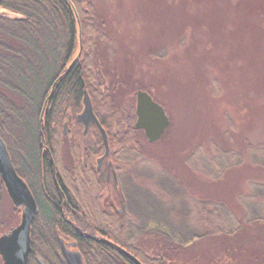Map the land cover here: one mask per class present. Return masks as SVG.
Returning <instances> with one entry per match:
<instances>
[{
    "label": "rangeland",
    "instance_id": "1",
    "mask_svg": "<svg viewBox=\"0 0 264 264\" xmlns=\"http://www.w3.org/2000/svg\"><path fill=\"white\" fill-rule=\"evenodd\" d=\"M95 2L106 32L96 46L97 68L125 104L136 102V90L146 87L170 118L158 140L141 139L144 155L162 165L170 181L155 174L156 168L129 167L127 172L138 175L124 180L121 212L145 222L164 217L174 226L190 223L185 215L197 201H223L241 213L237 196L250 191L251 182L264 181V166L252 163L246 149L248 142L264 141V0ZM23 68L33 71L28 64ZM4 93L15 106L23 105L18 92L1 86L0 100ZM84 141L94 147L92 132ZM197 145L231 147L245 159L213 179L185 162ZM90 202L91 197L87 207ZM15 216L11 201L3 198L0 234ZM141 239L148 251L160 250L154 231ZM171 264H264V225L237 236L193 241L171 255Z\"/></svg>",
    "mask_w": 264,
    "mask_h": 264
},
{
    "label": "trees",
    "instance_id": "2",
    "mask_svg": "<svg viewBox=\"0 0 264 264\" xmlns=\"http://www.w3.org/2000/svg\"><path fill=\"white\" fill-rule=\"evenodd\" d=\"M73 8L80 20L82 51L70 71L61 78L52 97V102L61 98L70 106V109L67 104L56 107L58 116L54 119L57 122L52 124L55 128L52 148L59 155L60 137L63 136L61 117L65 115L68 123L73 124L68 135V148L70 154L79 157L86 135L81 134L75 114L80 108L82 92L87 90L108 134L119 183L113 185V192L105 199L110 202L103 205L104 180L91 178L93 172L82 169L79 157L73 164L72 175L67 174L69 181L64 182L69 194L67 206L62 210V205L51 204L56 211L42 221V229L31 230L32 246L57 247L63 238L66 242L76 241L77 247L85 252L86 264H136L111 246L116 244L129 250L144 264H171V255L185 250L193 241L205 237L237 236L256 225H264V181L251 182L250 191L237 196L241 213L223 201L189 204L185 218L190 223L184 226H174L164 217L153 216L147 223L142 218L126 217L118 210L126 200L124 180L138 175L130 170L127 172L129 167L133 171L141 167L147 171L156 168L155 174L165 175L168 181L170 177L162 165L144 155L146 149L141 139L146 140V136L142 129L134 127L136 102L125 104L119 99L114 87L97 68L96 46L99 39L106 38V32L103 23L98 21L99 16L95 15L98 8L95 0H0V9L16 13L12 16L0 13V87L18 92L23 100V105L17 107L6 93L1 97L0 135L7 141L20 173L28 178L18 163L20 152L25 153L30 161L36 158L39 163L41 130L46 131L47 116L43 111L48 86L69 64L78 48V22ZM27 64L32 72L23 68ZM92 135L96 146L103 147L100 132L96 129ZM15 138L19 139L18 148L13 144ZM246 149L247 158L252 163L264 166V141L248 142ZM244 159L242 151L231 147L214 145L209 150L204 145H197L185 162L189 168L216 179L226 170L241 165ZM59 165L60 162L57 163L58 169ZM66 168L70 167L66 165ZM64 171L66 174V169ZM173 183L178 186L176 181ZM90 197L93 204L90 202L91 207H87L86 199ZM64 211L66 216H62ZM66 217L70 220L67 221ZM151 231L161 241L159 251H148L142 243V235ZM109 246L111 250L107 248ZM92 248L96 250V256L90 254L88 257L87 250ZM29 264L33 261L30 260ZM52 264L62 263L55 261Z\"/></svg>",
    "mask_w": 264,
    "mask_h": 264
},
{
    "label": "flooded vegetation",
    "instance_id": "3",
    "mask_svg": "<svg viewBox=\"0 0 264 264\" xmlns=\"http://www.w3.org/2000/svg\"><path fill=\"white\" fill-rule=\"evenodd\" d=\"M73 64H71L70 66L69 64L67 66L65 65L66 67H64L63 70H61L59 73H57L54 76V78L51 80V83L48 86V90L45 95V103H44V111H43V113L46 114L47 116V119H45L46 131L44 133V130L43 129L41 130L42 136H41L40 143H39V147H40L39 163L37 164L36 158L30 161L25 153L20 152V158H19L20 160H18V163L19 165L21 164V166L25 168V172L28 178L24 177L20 173V170L18 169L17 164L15 163L14 158L11 154L7 141H5L4 138L0 135L6 143L12 163L17 173L26 181L37 203L38 211L32 222L31 230L33 228H36L38 230L42 229V225H41L42 221H44L45 219H48V217L51 216L52 213L56 211V209L55 210L52 209L51 207L52 203L62 205L61 207L62 210L64 209L63 206H67L68 204L67 200L69 199L68 198L69 194H68V187L67 185H65L64 182L69 181L67 174L69 175L71 174V170L74 169L73 164L76 160L78 161L79 157H80V161L82 162V166H83L82 169H84V171L88 170L90 172H93L91 173L93 175L89 173L91 175V178L96 177V178H100L104 180L106 187H105L104 196L102 199L103 205L110 202L108 200H105L106 199L105 192L108 190L107 195H110L111 190H112L111 188H113V185L119 183V176L117 174V170L114 164L115 163L114 156L111 154L112 152L110 151L108 155L104 157V159L101 160L100 158L104 153V149L103 151L99 152L98 146H96V139L94 138V136H93L94 147H93V144L90 145L92 149L87 148V146L85 145L86 142H84L82 144L83 153L82 151H80V153L78 154L79 156L78 158H75L77 154L76 155L70 154L71 152L68 148V135L71 134L73 124L68 123V120L65 119V115H62L61 117L63 136L60 137L59 155L56 154L55 150L52 148V145L54 144V139L52 141V133H53V130H55L52 124L57 122L54 119H56V117L58 116L56 107H60V106L65 107L66 105L64 101L65 99L62 100L60 98L59 100L57 99L56 101V98H55V101L52 102V97L53 95H55V88L60 83L61 78L64 77V75L70 71ZM84 91L85 90H83L82 92L83 94L80 97V108H79V111H77L75 114V117H76L75 119L79 122L81 126V134L86 135L87 133L86 134L84 133L85 132L84 124L78 119V114L82 111L83 106H84L83 104ZM94 112H95V109H94ZM96 129L98 130L96 124L94 122H91L87 131H89L91 134V132H93ZM18 141L19 139L15 138L13 142L16 148H18L17 147ZM87 142H89V140H87ZM58 162H60V165H59L60 169H58V166H57ZM66 165L70 168L67 169ZM64 168L66 169V174H65ZM71 177L73 178L74 176H71ZM3 198H8L11 201L13 215H16V216H15V219L10 223L9 226H7L2 231L1 234L9 231L11 227L19 223L21 219V215H22V207L19 205H16L13 202L12 198L10 197L8 193L4 179L0 177V204ZM109 198L112 201V198L111 197ZM122 205L124 207L126 206L125 203H122L121 206ZM120 208L118 210L120 211L124 210V209L121 210ZM64 215L65 216L67 215L65 211L62 213V216ZM66 220L69 221L70 220L69 217H66ZM31 239H32V236H31ZM60 240H61V245L57 247L43 246V245L32 246L31 244V250L29 253V262L31 260L33 261V264L35 263L43 264L42 263L43 261L45 264H52L53 262L56 261L62 264H70L66 257V251L69 248V249L77 250L78 252H80L82 263L86 264V261H85L86 255L84 256L85 252L80 250L79 247H77V243L72 246L69 243L73 241L66 242L63 238H61ZM111 246L116 248L119 252L124 254L126 257H128V255L125 253V250L131 253L129 250H127L126 248L122 246L121 247L125 250H120L115 245H111ZM111 246L107 248L111 250L110 249L112 248ZM87 251H88V254H87L88 257L90 256V254L96 256V250H94V248L89 249ZM42 254L46 256L45 257L46 259L42 256ZM0 260L3 264V259L1 255H0Z\"/></svg>",
    "mask_w": 264,
    "mask_h": 264
},
{
    "label": "water",
    "instance_id": "4",
    "mask_svg": "<svg viewBox=\"0 0 264 264\" xmlns=\"http://www.w3.org/2000/svg\"><path fill=\"white\" fill-rule=\"evenodd\" d=\"M73 10L78 22V48L76 56L71 58L72 60L69 66L74 63L82 51L80 20L76 9L73 8ZM0 13L8 16L16 15V13L7 9H0ZM83 104L84 106L82 111L78 114V119L84 124L85 132L89 128L91 122H94L99 129L102 136V143L105 148L100 158L102 160L110 152L108 135L94 112L93 104L87 90L84 91ZM136 115L137 118L134 127L143 129L150 142L158 140L170 124V119L164 106L156 101L147 90L138 89L136 91ZM0 177L4 179L8 193L13 202L22 207V215L19 223L11 227L9 231L0 235V255L2 256L3 264H29V253L32 244L31 225L38 211L37 203L26 181L17 173L6 143L1 136ZM123 209L124 206H122L121 210ZM69 244L73 246L76 242L73 241ZM113 245L120 250H125L119 245ZM125 253L136 264H144L132 253L126 250ZM66 257L70 264H83L81 254L77 250L68 248ZM42 263L45 264L43 261Z\"/></svg>",
    "mask_w": 264,
    "mask_h": 264
}]
</instances>
